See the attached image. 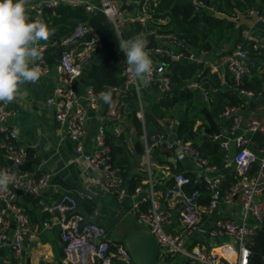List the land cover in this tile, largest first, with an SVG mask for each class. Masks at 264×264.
<instances>
[{
  "label": "built area",
  "instance_id": "2783aa9c",
  "mask_svg": "<svg viewBox=\"0 0 264 264\" xmlns=\"http://www.w3.org/2000/svg\"><path fill=\"white\" fill-rule=\"evenodd\" d=\"M189 1L195 13L221 14L212 0ZM60 6H85L89 13L101 11L113 24L119 37L127 26L138 24L146 28L147 21L151 19L145 7L142 8V13L138 11L130 15L116 0H100L99 7L90 0H46L31 4L27 9L31 20L44 22V10ZM246 15L264 25V13L258 7H249ZM141 34L149 42L148 50L156 66L145 86L127 71L124 61L125 81L122 87L104 86L102 90L96 91L92 86H86L84 94L80 95L75 84L83 78L92 51L100 47L101 43L92 28L83 22L78 23L72 35L61 42L63 53L54 65L63 88L57 87L53 95L47 98L46 105L53 109L55 122L64 131L66 138L74 144L76 159H83L88 167L101 173L105 192L119 203L130 199L128 213L137 218L154 236L159 246L160 264H167L179 257L191 264H249L252 238L264 224V142L259 146L254 140L258 134L264 136V87L259 91L249 89L246 81L256 71L264 83V39L257 33L244 31L242 37L250 42L251 51L238 45L230 52L224 51L213 56L210 51H193L176 34H161L156 29L149 34ZM152 40L156 42L152 43ZM46 49L47 46H43L42 54ZM179 63L202 65L224 87L228 86L227 75L233 79L230 88L241 103L226 104L218 114V119L228 124L223 131L220 130V137L225 140L219 143L225 153L224 169L211 165L191 142L178 138L179 119L168 117L159 120L162 128L160 132L148 136L144 129L139 141L143 151L138 166L147 174V179L133 191H129L123 170L112 163L111 147L106 141L103 125L95 136L92 151L86 152L84 149L91 113H96L104 101L100 94L109 92L111 102L107 103L108 110L101 120L117 121L115 134L121 135L128 127L126 98L134 90L138 95L136 116L145 124L141 89L155 90V98L159 102L162 99H175L170 66ZM37 64L42 70V76L51 73L52 67L49 65L40 62ZM187 87L199 90L206 103L213 100L211 93L218 90L212 88L205 79L192 82ZM16 114V110L0 103V170H7L17 177L7 192H0V264H26L27 244H35L41 233L54 228L60 231L65 255L63 264H133L132 256L124 244L115 243L104 227L87 222L80 214L79 205L86 199L82 193L61 194L47 208L50 218L43 221L39 229L34 227L22 204V198L40 197L53 186L54 176L49 172L39 175L33 166V161L38 159L37 154L19 144L17 128L8 123V119ZM207 136L211 141L219 138L214 135ZM231 144L236 148L233 159L229 157ZM127 150L130 155L137 156L132 133L127 140ZM158 150L190 158L194 164V181L186 174L170 173V169L165 168L162 180L171 179L174 184L167 186L162 192L158 191L153 162V153ZM27 163H31V168L20 170ZM229 171L234 172V181L227 188H223L226 172ZM192 183L201 184L203 190L187 192L186 189ZM18 192L22 194L19 195ZM205 198L208 202L202 205ZM163 202L168 205L166 208L162 207ZM222 204H238L241 217L236 219L225 216L211 220L208 229L210 239H227L226 244L216 248L205 245L199 235L206 218L214 215Z\"/></svg>",
  "mask_w": 264,
  "mask_h": 264
},
{
  "label": "trees",
  "instance_id": "16d2710c",
  "mask_svg": "<svg viewBox=\"0 0 264 264\" xmlns=\"http://www.w3.org/2000/svg\"><path fill=\"white\" fill-rule=\"evenodd\" d=\"M212 1L217 4L221 15L195 13L189 0H140L136 9L132 5L122 4V9H127L133 13L138 11L142 13V8L145 7L146 13L151 16V19L147 21L146 28H142L138 24L129 25L122 31L121 37L116 33L110 20L99 10L89 13L86 11L85 6L46 8L43 12V20L49 28L55 29L57 35L55 42L47 48L45 62L50 66L56 63V57L62 49L61 42L72 35L75 27L80 22L92 28L99 36L101 43L100 47H96L92 51L91 58L83 74L86 86H92L96 91L102 90L104 86L122 87L125 81L123 62L126 57L120 51L118 42L122 39L132 38L141 34V32L149 33L156 29L161 34H176L186 42L187 46L197 52L200 50L212 52L215 47L223 51L226 44L230 43L233 38H235L234 43L226 49L227 52L234 50L238 45H242L244 49L251 51L252 46L250 42L244 40L242 37L243 32L248 29V26L245 23H237L233 18L239 14L246 15V10L249 7H258L260 12L264 13V0H246L245 2L239 0ZM91 3L97 7L100 6V0H93ZM230 33L237 34L231 35ZM53 38L54 36L52 35L50 40H53ZM151 42L155 43L156 41L152 40ZM170 72L175 88V99L180 101L184 106V114L177 127L178 138L185 142H191L199 150L203 158L207 159L211 165H216L223 170L225 153L221 149L220 144L211 141L207 134L204 133L208 128V124L202 110L207 108L210 111L219 130L223 131L227 128L228 124L220 121L218 114L226 104L239 105L241 103V100L230 88L233 85V79L230 75H227L228 86L224 87L202 65L195 63L171 65ZM200 74L202 75L199 77ZM204 79L209 81L212 88L222 89L220 103L216 104L213 100L206 103L203 101L199 90L187 87L192 82H201ZM246 87L256 91L264 87V83L256 71L246 81ZM148 90L149 88H142L140 91L143 102L145 97L142 92H145L147 95ZM137 101L138 95L133 90L126 98V102L128 103L126 119L133 130L135 142L140 141L144 129L148 136L160 132L162 128L159 125V120L172 116L169 114V107L163 105L155 98L148 109H145V124H143L136 116L138 111ZM198 122H200L199 125H197ZM116 127L117 121L108 120L103 122L106 141L111 147L112 163L123 170V177L127 182L129 191H133L142 181L147 179V174L139 172L137 168H134L136 156L130 155L127 150V140L131 134L130 129L126 128L118 136L115 134ZM254 140L261 146L264 142V136L258 134L254 137ZM29 151L33 152L32 150ZM155 159L158 163L163 164L159 153L155 154ZM35 162L37 161H33V163ZM171 168L175 174L182 172L180 167H177V169ZM186 175L190 176L194 181V174L187 173ZM233 181L234 172H226L223 188H227ZM173 184V181L169 180L164 185H158L156 189L164 190L167 186H172ZM194 189L203 190V186L192 183L186 190L187 192H191ZM25 198L27 201L33 199L31 197ZM88 202V199L83 201L87 205V210L92 212L93 208L92 206L89 207ZM250 249L252 255L249 264H264V230L259 229L257 231L256 235L252 238ZM181 264L191 263L182 261Z\"/></svg>",
  "mask_w": 264,
  "mask_h": 264
},
{
  "label": "crops",
  "instance_id": "0c3cea01",
  "mask_svg": "<svg viewBox=\"0 0 264 264\" xmlns=\"http://www.w3.org/2000/svg\"><path fill=\"white\" fill-rule=\"evenodd\" d=\"M44 1L46 0H30L26 7L31 4L43 3ZM90 1L92 2L93 0ZM116 1L119 3L118 0ZM127 2V5H132L136 9L140 0H127ZM233 20L240 24L245 23L248 26V29L245 31L257 33L264 39V25L256 22L254 18L239 14L235 16ZM51 42L52 40H49L47 43H44L43 46H47L48 48ZM46 51L42 54V59L38 62L48 65L45 62ZM224 51L227 50H212V53L215 52L216 54H220ZM54 65H49L52 67L51 73L47 76H41L40 80L35 85H24L25 94L23 98L7 104L9 108L17 111L16 116L8 119V123L17 128L19 133V144L32 149V151L37 154L38 159L35 160L37 162L33 163L35 170L39 175L49 172L53 173L54 176L52 187L38 198L27 201V199L23 197L22 204L28 211L34 227L39 229L41 223L45 221V219L47 220L50 218L47 208L57 200L61 194L71 193L76 195L77 193H82L85 198L89 200V207L92 206L93 208L92 212H89L86 203H80L79 211L85 220L104 227L110 239H112L110 235L114 234L113 237L121 241L115 242L113 240L115 243L125 244L124 241L129 239L131 235L143 234L145 231H148V229L141 225L138 219L129 215L130 199H126L124 203H119L113 196L105 192L101 173L88 167L83 159H76L77 156L74 153V144L66 138L64 131L55 122L53 109L46 105L47 98L53 95L55 89L57 87L63 88V85L58 81ZM85 87L84 78L75 84V89L80 95L84 94ZM148 93L144 96V107L146 110L155 100L150 93V89ZM107 110V103L103 101L100 109L96 113H91V117L88 121V134L84 140V149L86 152L92 151L95 136L98 133L99 127L103 125L101 117L106 114ZM199 124L200 122H198L197 125ZM127 128L130 129V133H132L134 139L131 125L128 124ZM173 137L174 135H172V138ZM163 151L164 150H158L153 153L156 187L158 185H164L166 181L171 180H162V178H164V172H166L165 168H169L170 173H173L171 167L174 169L180 167L182 172L179 173H190L193 175L194 164L190 158L175 156L170 151ZM156 153L160 154L163 164L158 163L155 159ZM134 168L144 173L138 165L136 167L134 166ZM145 181L146 180L142 181V184ZM158 191L162 192L163 190ZM207 200L206 198L203 199L202 205H206L208 202ZM167 206L166 203H162L163 208ZM225 216L239 219L241 217L240 206L238 204H222L219 209L215 211L214 215L206 218L207 221H205L204 226L201 227V235H199V237L203 238L204 235L208 234L211 220ZM125 219H130L132 221L135 219L142 227L133 226V222L131 223ZM60 239V231L58 228L41 233L35 244H27L25 263L27 264L29 261L30 264H63L65 255L63 244ZM218 239L222 241L226 238L220 237ZM203 242H206L204 238ZM226 242L227 239L220 245H216L215 241L210 239L205 245L218 248L226 244ZM231 242L233 241L231 240ZM217 251H219V249Z\"/></svg>",
  "mask_w": 264,
  "mask_h": 264
},
{
  "label": "clouds",
  "instance_id": "9594fccd",
  "mask_svg": "<svg viewBox=\"0 0 264 264\" xmlns=\"http://www.w3.org/2000/svg\"><path fill=\"white\" fill-rule=\"evenodd\" d=\"M28 0H0V103L9 104L25 94L24 85H35L42 76L37 62L42 59L43 44L55 29L40 20H31L26 7ZM43 42V43H42ZM143 34L118 42L126 57L127 71L137 81H147L156 70ZM105 103L111 94L102 92ZM16 175L0 170V192H7L16 182Z\"/></svg>",
  "mask_w": 264,
  "mask_h": 264
},
{
  "label": "water",
  "instance_id": "95a60500",
  "mask_svg": "<svg viewBox=\"0 0 264 264\" xmlns=\"http://www.w3.org/2000/svg\"><path fill=\"white\" fill-rule=\"evenodd\" d=\"M57 32H54V38L51 42L53 44L56 39ZM153 39V37H150ZM63 53V50L61 49L58 53V56L56 57V60L58 61ZM142 86H145L146 81H139ZM222 90H217L215 92L211 93V97L214 101V103L218 104L221 100V94ZM161 103L163 105H166L168 107H174L177 104V101L175 99H162ZM202 113L204 115V118L208 124V128L205 130V133L208 135H214L216 137H219L218 140L213 141L214 143H221L223 140L222 137H220V130L217 126L216 121L213 119L210 111L207 108H204L202 110ZM136 152H137V159L134 161V166L136 167L138 165V159L142 155V145L140 142H136L135 144ZM236 154V148L233 144H231V149L229 153L230 159H233ZM31 168V163H27L23 167L20 168V170H27ZM19 195H21V192H18ZM264 230V227L262 228ZM124 245L126 248L131 250V256L133 260V264H160L159 263V246L154 238L153 235H151L148 231H145L143 234L139 235H131V237L124 241ZM27 264H30L29 261ZM169 264H179L177 260H173Z\"/></svg>",
  "mask_w": 264,
  "mask_h": 264
},
{
  "label": "rangeland",
  "instance_id": "374dc122",
  "mask_svg": "<svg viewBox=\"0 0 264 264\" xmlns=\"http://www.w3.org/2000/svg\"><path fill=\"white\" fill-rule=\"evenodd\" d=\"M119 1V3L122 5V4H124V5H127V0L126 1H123L122 2V0H118ZM129 14L130 15H132L133 13H131V12H129ZM231 35H234V34H237V33H230ZM207 38H208V36H207ZM234 39L235 38H233L232 40H231V42L230 43H227L226 44V47L224 48V49H228L233 43H234ZM221 44H223V43H221ZM214 49H216V50H214ZM213 50L214 51H221V49L220 48H217V47H215V48H213ZM215 52H213V56H215ZM143 93V95L144 96H146V93L145 92H142ZM150 93L153 95V97H154V99H155V97H156V91L155 90H150ZM148 95H149V93H148ZM145 102V101H144ZM168 110H169V114H171L172 116V118H177V119H182V117H183V114H184V106H183V104L180 102V101H178L177 102V104L174 106V107H169L168 108ZM135 219H137V218H135ZM135 219H133V221L132 220H130V219H125L126 221H129V222H133L132 223V225L134 226H138V227H142L141 225H143V224H139V222H137V220H135ZM144 226V225H143ZM145 227V226H144ZM111 237H112V240H114L115 242H121V241H119V240H117V239H115L113 236H114V234H112V235H110ZM203 238L205 239V243H208L209 242V240H210V237H209V235L207 234V235H204L203 236ZM215 241V243H216V245H220L223 241H226V239H224V240H222L221 241V239H217V240H214ZM129 252L131 253V250L129 249ZM177 262L179 263V264H181V262H182V258L181 257H179L178 259H177Z\"/></svg>",
  "mask_w": 264,
  "mask_h": 264
}]
</instances>
